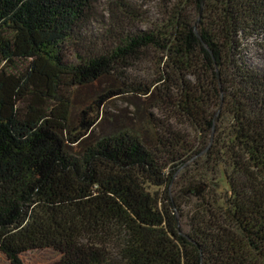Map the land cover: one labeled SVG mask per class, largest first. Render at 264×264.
Instances as JSON below:
<instances>
[{
	"label": "trees",
	"instance_id": "1",
	"mask_svg": "<svg viewBox=\"0 0 264 264\" xmlns=\"http://www.w3.org/2000/svg\"><path fill=\"white\" fill-rule=\"evenodd\" d=\"M100 1L0 0V252L264 264V0Z\"/></svg>",
	"mask_w": 264,
	"mask_h": 264
},
{
	"label": "rangeland",
	"instance_id": "2",
	"mask_svg": "<svg viewBox=\"0 0 264 264\" xmlns=\"http://www.w3.org/2000/svg\"><path fill=\"white\" fill-rule=\"evenodd\" d=\"M108 1L109 0H101L99 3V12L101 13L100 15H103V17L106 19L108 18V14L106 12ZM152 5H154V3ZM103 31H104L103 28H101V26L98 23H94L91 28V32H93L95 35L98 36L102 35ZM115 102H118L119 105H122L121 100L118 98L109 100L107 105L114 106ZM182 220L184 221L185 219ZM59 256H60L59 253L51 249H40V250L26 252L25 254L22 255V258L25 264H49L52 263L54 260L58 259ZM0 264H11L8 258L1 252H0Z\"/></svg>",
	"mask_w": 264,
	"mask_h": 264
}]
</instances>
